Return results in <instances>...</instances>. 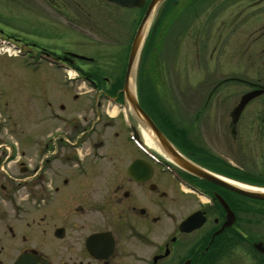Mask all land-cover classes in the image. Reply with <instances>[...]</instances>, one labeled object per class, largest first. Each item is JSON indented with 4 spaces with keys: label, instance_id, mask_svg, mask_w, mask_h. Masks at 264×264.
<instances>
[{
    "label": "flooded vegetation",
    "instance_id": "af4514ba",
    "mask_svg": "<svg viewBox=\"0 0 264 264\" xmlns=\"http://www.w3.org/2000/svg\"><path fill=\"white\" fill-rule=\"evenodd\" d=\"M39 1L45 17L54 14L67 24L77 22V28L89 26L87 18L81 19L89 13L79 0ZM166 2L163 0L151 16L142 45L177 5V0H170L158 10ZM117 7L139 17L146 4L141 8ZM25 50L31 58L62 70L61 86L75 89L82 79L96 94H73L75 110L61 102L42 100V108L52 115L51 126L39 129L45 132H39L34 143V157L18 140L20 133L7 126L9 118L0 120V264H206L234 254L236 235H243L237 226L250 214L246 205L251 199L184 170L161 148L123 98L126 63L124 69L121 64L116 70H121L120 77L112 80L99 78L96 69L80 65L78 61H92V57L79 51L57 55L44 48ZM70 72L75 74L66 80ZM235 80L247 82L225 77L213 86L207 100L215 88ZM247 83L250 90L263 86ZM134 90L147 118L181 157L224 179L246 182L228 161L204 154L202 148L193 149L187 129L175 127L166 114L153 111V101ZM235 106L229 113L227 130L222 128V132H229L228 146L249 139L243 110L236 122L232 121ZM114 108L118 111L111 114ZM212 118L220 123V117ZM261 124L264 139V118ZM241 130L244 132L238 133ZM143 131L150 133L156 146L145 141ZM182 201L192 207L179 216L176 208L181 209ZM227 209L233 222L224 226ZM197 213L204 220L202 225L181 231V221Z\"/></svg>",
    "mask_w": 264,
    "mask_h": 264
},
{
    "label": "rangeland",
    "instance_id": "374dc122",
    "mask_svg": "<svg viewBox=\"0 0 264 264\" xmlns=\"http://www.w3.org/2000/svg\"><path fill=\"white\" fill-rule=\"evenodd\" d=\"M79 3L89 13L81 18H87L89 26L77 28V22L67 24L54 14L45 17L39 0H0V120L9 118L7 126L20 133L18 140L26 144L30 157H34L39 134L45 132L39 129L51 126L52 115L42 108V100L61 102L73 110L77 106L73 94L93 95L96 91L82 79L75 89L61 86L62 70L38 60L29 65L28 56L15 55L3 36L20 40L32 52L38 48L57 55L79 51L92 57V61H78L80 65L96 69L99 78L113 80L120 77L121 70H116L121 64L125 67L131 35L142 15L141 9L136 17L128 9L101 0ZM169 15L158 23L157 33L147 37L138 54L135 82L133 79L136 92L153 101V111L166 114L175 127L186 128L193 149L202 148L204 154L228 161L246 182L235 181L264 189V92L243 110L253 132L248 140L228 146L229 132H222L228 128L233 106L251 89L247 82L264 86V0H177ZM228 76L247 82H225L207 100L213 86ZM213 116L220 117V123ZM249 202L250 214L237 226L243 235H236L234 254L206 264H264V256L251 246L258 241L264 244V201ZM183 203L181 209L176 208L179 216L192 207Z\"/></svg>",
    "mask_w": 264,
    "mask_h": 264
},
{
    "label": "water",
    "instance_id": "95a60500",
    "mask_svg": "<svg viewBox=\"0 0 264 264\" xmlns=\"http://www.w3.org/2000/svg\"><path fill=\"white\" fill-rule=\"evenodd\" d=\"M103 1L109 5L121 6V7H127V8H138L144 5V0H103ZM162 1L163 0H149V2L146 5L143 16L141 17L137 25V28L135 30V33L133 35L130 48H129V52H128V56H127V62H126L124 78H123V85H122V90H121L124 100L129 105L131 111H133L136 115H138L141 119L144 120L145 125L149 127L151 132L156 136L158 140L157 142L159 143L161 148L171 156L173 161L178 166H180L184 170L189 171L190 173L198 177L204 178L211 182L227 187L230 190L244 197L264 201V190L263 189L262 190H249L246 188H242L241 186H239L241 185L240 183L238 184L234 181H229L222 177H219L216 174L210 173L194 165L193 163L185 160L183 157H181V155L169 145V143L165 140L163 135L158 131L155 125L151 122V120L147 118L145 112L140 107L137 101V98H136L134 85H133L135 64H136L139 50L142 45L151 16L153 15L155 9L159 6V4ZM263 92H264V87L259 86L258 88H254L241 95L238 103L236 104L235 108L232 111L233 123L236 122V120L238 119L245 105L253 98L261 95ZM198 214L199 213H197L196 215L191 214L187 218H185L183 221H181V223L179 224L180 230L188 232L195 228L200 227L204 220L203 218H199ZM227 214L228 215H227L226 222L223 224L224 226L231 225L233 222V214L229 210ZM229 214H231V219L228 220ZM253 248L259 252L264 253V245L262 242L254 243Z\"/></svg>",
    "mask_w": 264,
    "mask_h": 264
},
{
    "label": "bare ground",
    "instance_id": "6f19581e",
    "mask_svg": "<svg viewBox=\"0 0 264 264\" xmlns=\"http://www.w3.org/2000/svg\"><path fill=\"white\" fill-rule=\"evenodd\" d=\"M115 112H116V109L114 108V109L112 110L111 114H115ZM142 133H143V135H144V139H145V141H146L148 144L154 146L155 144H154V142H153V139H152L150 133H148V131H143ZM155 146H156V145H155ZM239 186H241L242 188L249 189V190H262V189L254 188V187L247 186V185H244V184H241V185H239ZM263 190H264V189H263Z\"/></svg>",
    "mask_w": 264,
    "mask_h": 264
}]
</instances>
